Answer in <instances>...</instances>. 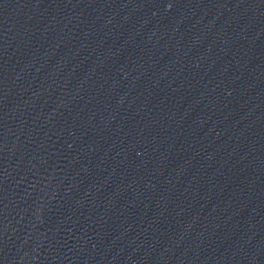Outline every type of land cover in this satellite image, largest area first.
<instances>
[{"label":"water","instance_id":"1","mask_svg":"<svg viewBox=\"0 0 264 264\" xmlns=\"http://www.w3.org/2000/svg\"><path fill=\"white\" fill-rule=\"evenodd\" d=\"M0 264H264V0H0Z\"/></svg>","mask_w":264,"mask_h":264}]
</instances>
